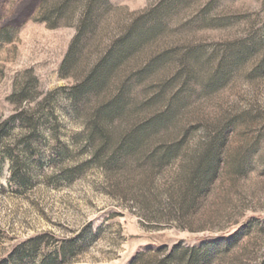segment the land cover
Masks as SVG:
<instances>
[{
    "label": "rangeland",
    "instance_id": "rangeland-1",
    "mask_svg": "<svg viewBox=\"0 0 264 264\" xmlns=\"http://www.w3.org/2000/svg\"><path fill=\"white\" fill-rule=\"evenodd\" d=\"M39 235L264 264V0H0V263Z\"/></svg>",
    "mask_w": 264,
    "mask_h": 264
},
{
    "label": "trees",
    "instance_id": "trees-1",
    "mask_svg": "<svg viewBox=\"0 0 264 264\" xmlns=\"http://www.w3.org/2000/svg\"><path fill=\"white\" fill-rule=\"evenodd\" d=\"M41 235L27 239L23 244L15 247L12 253L10 264H33L31 263L33 253L41 243ZM77 242L74 239L61 243H55L54 250L48 254L39 264H68L77 250ZM199 248H184L181 242L174 244L167 252L164 247L157 249L155 254L142 252L138 254L131 264H199L202 261L199 257ZM24 260L25 263H24ZM0 264H7L6 261Z\"/></svg>",
    "mask_w": 264,
    "mask_h": 264
}]
</instances>
